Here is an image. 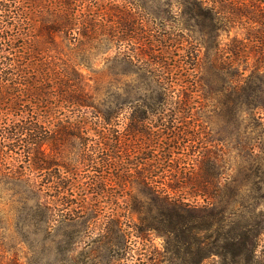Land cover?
<instances>
[{"label": "trees", "instance_id": "16d2710c", "mask_svg": "<svg viewBox=\"0 0 264 264\" xmlns=\"http://www.w3.org/2000/svg\"><path fill=\"white\" fill-rule=\"evenodd\" d=\"M188 4L183 14L195 8L205 34L218 33V150L196 117L206 103L183 93L194 83L199 49L184 47L182 31L152 25L124 0H0V264H21L12 239L28 248L27 264L75 263L85 239H49L55 223L79 225L86 240L107 249L110 264L131 262L133 238L150 242L151 234L163 248L142 264H264L257 209L264 198V0ZM232 29L241 36L221 44ZM110 51L157 87L128 117L121 106L95 116L86 110L92 102L73 57L87 64ZM75 141L92 173L78 198V168L43 149ZM229 151L239 177L228 175ZM128 184L145 191H116ZM123 195L137 201L133 226L127 205L118 207Z\"/></svg>", "mask_w": 264, "mask_h": 264}, {"label": "rangeland", "instance_id": "374dc122", "mask_svg": "<svg viewBox=\"0 0 264 264\" xmlns=\"http://www.w3.org/2000/svg\"><path fill=\"white\" fill-rule=\"evenodd\" d=\"M125 2L131 3L135 11L145 17L152 25L157 24L155 26L169 33L182 31L188 42L187 46L186 43L183 44L184 47L199 49V53L197 54L199 59L197 74L194 79L189 80V84L194 83L188 89L184 90L183 93L192 94L193 97L195 96L200 101L203 100L206 103V106L203 105V109L196 113V117L208 127L211 137L214 140L213 147L215 150H218V131L222 130V127L218 118L215 96L218 94V89L221 84L218 83V68L213 67L212 64V61L218 57V37L215 38V35H218V33H214L212 36L205 34L206 29L200 25L202 22H198L199 16L197 15L196 9L193 7L189 8V0H124ZM186 5L189 6L187 15L183 14ZM240 36L241 32L239 30L232 29L221 34L220 43L224 44L230 41L231 38ZM77 54L79 53L77 52ZM115 54L113 51H110L108 55L94 53L86 61L87 64H80L79 56L73 57L74 62L78 64L77 70L83 77L86 92L92 102L91 105L93 108L89 107L86 109L89 114H93L92 116H95V112H101L103 114L106 112H114L121 106L122 108L119 111L122 109L123 115L128 117L130 113L129 107H135V103L140 99H152L157 94V87L150 75L145 74L142 70L137 69L128 62L120 60V58L114 60L113 57ZM187 61L189 63L191 62L190 60ZM189 65L191 64H187V68L190 67ZM177 90L179 91L178 88ZM124 116L123 118L121 117L122 122L119 125V129L122 132L127 123L124 120ZM126 139L129 145L135 147L134 142L136 139L128 137ZM43 149L47 155L58 160L60 163L74 165L78 168L77 174L79 175L77 180L83 184L80 190H74L75 192L77 191L74 197L78 198L76 194L82 189H86V177L92 173L90 168L87 169L86 163L79 157L77 142L75 141L71 144L65 143L59 147V150H54L51 143H46ZM215 150L214 152H217ZM227 160V168L232 169V171L228 172V175L239 177L238 168L240 166L237 164L235 153L229 151L227 153ZM115 187L116 191L121 194L129 192L130 195H133V193L139 194V192L145 191L144 187L136 186L135 184L131 186L128 184L125 189ZM0 191L2 192L1 188ZM124 200L127 202L122 203ZM100 204L105 209L114 207V205L107 202ZM118 205H120L118 206L119 208H125L127 205L128 211H131L128 215L130 217V226L138 222L137 214L135 213L137 210V201H132V199L129 201V198L123 195V198L118 200ZM257 209L264 212V198L258 203ZM2 210L3 205L0 201V218L2 216ZM83 233L84 231L82 228H79V225H73L71 227L66 223H55L54 231L49 235V239L58 240L67 234H71V236L77 237V239H85L84 241L81 240V243L77 245L75 263L72 264H110L112 259L109 257L107 249L103 245L93 243L90 240L92 238L86 240ZM149 240L150 242H144L139 238H133L132 245L129 246L131 250H127L128 255L132 256L130 258L131 262H128V264H142L152 254L153 249L158 251L162 250L163 242L161 238L151 234ZM9 245L14 247L13 251L17 258H19V262L21 264H27L31 255L26 245L18 243L13 239L8 242ZM86 245L88 246L86 247ZM259 250L263 252L264 258V248H260ZM46 264H50V262H46ZM205 264H211V262H206Z\"/></svg>", "mask_w": 264, "mask_h": 264}]
</instances>
